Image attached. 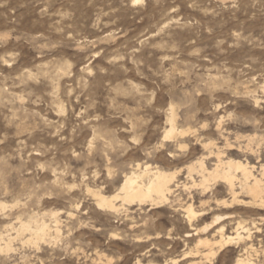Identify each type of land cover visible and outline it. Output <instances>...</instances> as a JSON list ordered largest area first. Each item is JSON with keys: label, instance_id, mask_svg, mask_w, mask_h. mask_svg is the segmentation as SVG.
Masks as SVG:
<instances>
[{"label": "rangeland", "instance_id": "374dc122", "mask_svg": "<svg viewBox=\"0 0 264 264\" xmlns=\"http://www.w3.org/2000/svg\"><path fill=\"white\" fill-rule=\"evenodd\" d=\"M263 84L264 0H0V202L7 205L0 232L13 238L0 264H104L97 253L110 264H166L181 256L193 244L173 201L185 198L182 188H174L172 205L134 207L133 232L124 214L100 210L87 187L116 193L135 160L183 171L186 159L157 148L172 105L180 126L203 132L207 124L220 145L221 117L234 144L264 134ZM201 147L189 136L187 153ZM229 151L264 164V143L259 159L237 146ZM205 211L201 222L225 214L215 226L232 213L264 248V207L212 203ZM33 213L51 225L40 248L14 229ZM147 232L151 241H133ZM224 252L214 264H233L235 255Z\"/></svg>", "mask_w": 264, "mask_h": 264}, {"label": "bare ground", "instance_id": "6f19581e", "mask_svg": "<svg viewBox=\"0 0 264 264\" xmlns=\"http://www.w3.org/2000/svg\"><path fill=\"white\" fill-rule=\"evenodd\" d=\"M261 88L264 89V84L261 85ZM251 91L250 87H245V92L248 95L251 94ZM252 98L254 103H259L256 96H252ZM176 108L172 105L166 114L167 124L163 128L162 141L157 148L165 149L171 159H186L183 174L182 169L166 170L159 165L135 160L130 163L128 171L124 173L123 181L116 193L106 195L102 190H93L89 186L87 191L92 193L100 210L108 214H124L129 219V229L134 232L140 226L139 222L135 220L134 207H138L142 211L146 206L158 209L172 205L174 188H182L185 198L181 199L175 195L173 201L178 200V209L184 213L183 219L188 227L185 240L192 239L193 244L181 256L167 260L166 264H214V258L216 259V256L224 251V253L231 252L235 255L233 264H259V256L260 254L264 255V248L260 252L255 247L252 227H248L243 220L234 218L235 215L233 216L232 213L227 214L229 220L226 223L216 226L214 224L225 214L214 216V220L210 223L201 222L200 217L207 214L206 207L211 208L212 203L222 208L264 207V164L255 165L247 159L245 161L237 160L230 155L229 151L232 150V147L237 146L238 151L243 155H256L259 159L260 149L264 143V134L255 133L243 136L246 138L245 143L238 141L237 144H234L230 137L224 134L223 130L227 128L222 125L223 118L221 117L215 127L216 133L223 137L221 142L223 144L220 145L218 138L212 136L211 131L207 132V124L200 128L203 132L193 126H180ZM253 125L256 128L259 127L255 121H253ZM189 136L195 137L196 141L202 145L203 152L201 154L196 156L186 152ZM238 138L240 137L238 136ZM147 155H151V152L148 151ZM181 175H184L182 181ZM218 187H222V193ZM196 200H198L199 209L196 207ZM0 205L2 209L7 206L1 202ZM73 216L74 213L69 211L68 217ZM44 217L45 214L40 218L38 213H33L26 221L18 217L21 223L19 226L17 225V228H14L16 237L25 240L26 233H29L30 236L25 242L40 248V242L47 240L51 229V225ZM50 218L55 223L56 236L53 237L57 239L61 235L60 212H50ZM147 224V221L142 223L145 226ZM253 224L255 229L260 230L258 225L254 222ZM119 235L120 233L117 231L111 233L114 239H118ZM158 238L160 237L158 236ZM152 239L151 234L147 232L145 235H134L133 241L142 244ZM12 240L10 235L4 236L0 232V252H11L13 249ZM94 261L110 264L112 258L97 253V258ZM41 262L43 263V260ZM136 264H141V259H137ZM149 264L156 263L149 262Z\"/></svg>", "mask_w": 264, "mask_h": 264}]
</instances>
